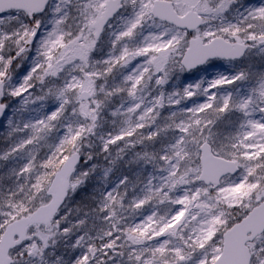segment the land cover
<instances>
[{"label":"snow or ice","instance_id":"snow-or-ice-1","mask_svg":"<svg viewBox=\"0 0 264 264\" xmlns=\"http://www.w3.org/2000/svg\"><path fill=\"white\" fill-rule=\"evenodd\" d=\"M0 264H264V0H0Z\"/></svg>","mask_w":264,"mask_h":264}]
</instances>
